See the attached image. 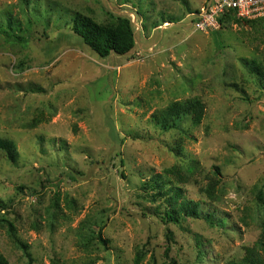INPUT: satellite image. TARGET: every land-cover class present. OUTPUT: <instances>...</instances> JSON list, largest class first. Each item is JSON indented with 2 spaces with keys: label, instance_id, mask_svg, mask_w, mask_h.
Here are the masks:
<instances>
[{
  "label": "rangeland",
  "instance_id": "1",
  "mask_svg": "<svg viewBox=\"0 0 264 264\" xmlns=\"http://www.w3.org/2000/svg\"><path fill=\"white\" fill-rule=\"evenodd\" d=\"M27 1L0 0L23 39L0 34V138L18 152L12 164L0 150L8 264H241L264 218V18L201 32L190 14L206 0ZM74 13L128 18L134 48L98 57L72 32ZM193 98L199 125L159 130L153 113ZM154 176L208 203L214 223L166 221L168 204L143 186Z\"/></svg>",
  "mask_w": 264,
  "mask_h": 264
},
{
  "label": "trees",
  "instance_id": "2",
  "mask_svg": "<svg viewBox=\"0 0 264 264\" xmlns=\"http://www.w3.org/2000/svg\"><path fill=\"white\" fill-rule=\"evenodd\" d=\"M25 4L28 5V1L25 0ZM36 8L33 7V11ZM189 11V9L187 10ZM198 10H194L195 13ZM191 13V12H188ZM191 13V14H192ZM3 23H0V34H4L10 41H21L22 38L17 36V31L21 32V22L16 18H12L9 14H0ZM264 18V17H263ZM218 21L220 27H223L226 23H237L239 21H246L244 19H238L232 12H228L223 16H219ZM255 21V20H253ZM71 30L72 32L81 38L82 42L98 57L107 58L109 55L114 54L117 56H123L128 54L135 46L134 28L131 21L125 17H118L116 23L103 25L96 23L90 17L85 15L74 13L71 17ZM251 62L249 70L251 74L258 76L259 67L258 64ZM204 116V106L198 98L187 99L184 101L173 102L161 110H157L152 115V120L155 122L159 130L168 131L170 129H178V123L184 118H189L193 125H199ZM0 150L4 152L6 158L15 164L18 160V152L16 145L9 139L0 138ZM120 160V164L122 165ZM214 174L218 175L216 170ZM122 176V174H121ZM149 182H144L143 186L149 189V196L152 200L162 198L166 204L167 209L164 211L163 218L166 221L178 224L185 218L202 219L206 222L213 224L215 216L210 214V209L203 212L201 205L206 207L209 204L206 202H194L193 200L186 199L182 196V190L176 185L165 182L161 177L154 176ZM219 181H210L204 188L206 198L211 202L215 199V188ZM257 200H262L261 195L257 196ZM209 208V207H208ZM213 212V211H212ZM204 213V214H203ZM219 224H223L226 220L221 217L218 219ZM8 233L14 243L20 247L28 261L31 262L30 254L27 251V245L22 243L14 232V227L11 223L7 224ZM97 239L102 243L107 242L103 240L99 235ZM264 218L261 224L260 234L251 248L244 249V255L241 260V264H264ZM140 256L137 254L134 262L138 264ZM0 264H8L7 260L0 254ZM152 264H156L152 260Z\"/></svg>",
  "mask_w": 264,
  "mask_h": 264
},
{
  "label": "built area",
  "instance_id": "3",
  "mask_svg": "<svg viewBox=\"0 0 264 264\" xmlns=\"http://www.w3.org/2000/svg\"><path fill=\"white\" fill-rule=\"evenodd\" d=\"M228 12L238 19H260L264 17V0H206L198 11L190 14L191 23L196 31L217 30L220 28L217 18Z\"/></svg>",
  "mask_w": 264,
  "mask_h": 264
}]
</instances>
